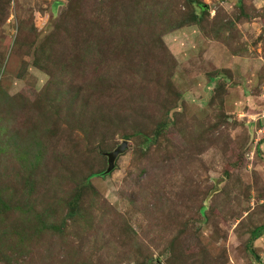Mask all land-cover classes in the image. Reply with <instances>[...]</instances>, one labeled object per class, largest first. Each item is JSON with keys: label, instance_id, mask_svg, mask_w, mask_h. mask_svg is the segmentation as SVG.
Returning a JSON list of instances; mask_svg holds the SVG:
<instances>
[{"label": "rangeland", "instance_id": "374dc122", "mask_svg": "<svg viewBox=\"0 0 264 264\" xmlns=\"http://www.w3.org/2000/svg\"><path fill=\"white\" fill-rule=\"evenodd\" d=\"M254 229L264 0H0V264H260Z\"/></svg>", "mask_w": 264, "mask_h": 264}, {"label": "trees", "instance_id": "16d2710c", "mask_svg": "<svg viewBox=\"0 0 264 264\" xmlns=\"http://www.w3.org/2000/svg\"><path fill=\"white\" fill-rule=\"evenodd\" d=\"M198 6L200 7V8H204V5L202 4V3H198ZM154 135L153 136H151L150 134H148V133H145V132H143V131H141V132H139V136L141 137V139H142V144H144V145H149L150 143H152V141L154 140V136L156 135V134H159V131H157V129H155V131H154ZM130 136V134H124L123 135V138H125V139H128V137ZM122 153V152H121ZM120 155V154H119ZM118 155V156H119ZM117 156V157H118ZM106 157V156H105ZM117 159V158H116ZM116 159H115V163H116ZM115 168V167H114ZM106 174V172H105V170H99V171H96V172H93V173H90L87 177H91V176H93V175H101V176H103V175H105ZM87 177H85V179L87 178ZM79 195H75L74 197L75 198H77ZM77 200L75 199V201L74 202H76ZM75 204H72V207H74L75 208V206H74ZM74 208H71V210L69 211L70 212V214L72 215V214H74L75 212H76V209H74ZM258 235V231H257V229H254V231H252L251 232V236L249 237V240H248V242H247V244H246V246H247V250L251 253V255H253V257L258 261V262H260V264H264V261H262L261 259H260V257L254 252V250H253V240L255 239V237Z\"/></svg>", "mask_w": 264, "mask_h": 264}, {"label": "water", "instance_id": "95a60500", "mask_svg": "<svg viewBox=\"0 0 264 264\" xmlns=\"http://www.w3.org/2000/svg\"><path fill=\"white\" fill-rule=\"evenodd\" d=\"M126 147H127V141H122V143L119 144L116 148L104 153V155L107 157V167L105 169L106 173L114 169L115 159L121 152H123L126 149Z\"/></svg>", "mask_w": 264, "mask_h": 264}]
</instances>
